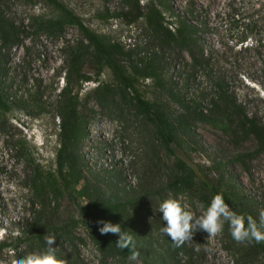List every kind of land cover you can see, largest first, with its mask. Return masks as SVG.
Here are the masks:
<instances>
[{"label": "rangeland", "instance_id": "374dc122", "mask_svg": "<svg viewBox=\"0 0 264 264\" xmlns=\"http://www.w3.org/2000/svg\"><path fill=\"white\" fill-rule=\"evenodd\" d=\"M58 1L84 26L117 43L126 53L118 56L121 62L138 63L154 54L162 81L195 113L187 119L188 129L180 131L171 155L135 111L131 93L115 90L98 98L94 87L113 84V76L102 68L97 82L87 67L92 80L79 92L83 133L75 144V163L84 179L76 184V192L55 191L46 177L54 170L58 148L57 88L63 83L65 49L86 41L74 26L54 31L44 25L56 14L49 0H0V10L15 32L7 42L0 41V239L20 233L14 252L3 255L0 264H15L17 256L45 251L49 236L56 237L57 256L67 264H264L263 256L247 250L245 241L231 238L227 224L220 234L197 231L191 242L176 247L160 232L162 213L153 210L174 197L197 213L203 211L197 207L202 204L198 182L192 190L174 185L175 156L191 166L198 179L238 191L252 213L264 210V150L255 151V136L244 131L250 119L264 126V23L256 27L261 42L247 40L243 46L237 44L239 28L231 24L233 16L255 18L262 9L264 16V0H168L173 10L198 26L204 19L207 23L199 28L195 49L201 47L211 57L210 72L197 69L188 78L180 71L189 61L188 53L161 47L140 20L127 22L120 14L127 11L122 0ZM207 73L214 80L223 79L241 110L227 123L207 118L212 97ZM137 90L171 112L184 111L152 78H139ZM84 183L90 193L98 186L103 200H108L101 209L125 202V213L116 206V223L134 232L135 261L129 260L133 251L123 262L97 249L81 216L83 209H93L84 196Z\"/></svg>", "mask_w": 264, "mask_h": 264}, {"label": "trees", "instance_id": "16d2710c", "mask_svg": "<svg viewBox=\"0 0 264 264\" xmlns=\"http://www.w3.org/2000/svg\"><path fill=\"white\" fill-rule=\"evenodd\" d=\"M56 10V14L51 19L45 22V26L49 30L60 31L65 26H74L81 33L83 39L76 42L74 45H68L65 58L66 67L63 70L62 84L57 88V136L58 148L54 160V170L49 173L46 179L51 180L50 185L55 191H67L69 193L76 192L75 186L84 179L80 169L76 165V142L77 138L83 133L82 123L79 118V92L84 82L92 80L86 69H93L95 74L94 80L97 82V76L101 73L102 68H107L113 76V84L99 83L93 92L100 98L115 90L120 95L131 93L130 100L134 105L135 111L143 116V118L152 126L154 136L160 145L171 155H175V147L179 142L180 131L188 129V118L191 112L195 110L187 105V102L180 98L170 87L165 85L160 75V68L155 64L154 54L144 56L138 63L127 62L123 63L118 56L126 54L125 51L108 37L97 34L93 30L84 26L81 19L73 13L71 9L60 3L58 0H49ZM127 11H122L120 14L126 18L127 22L140 20L161 47L177 48L185 50L189 55V61L182 63L180 71L185 72V75L191 76L197 69L210 72L211 57L203 54L201 47L195 49L198 42V31L207 26L206 20L199 21V26L186 17L185 13H180L173 10L168 0H122ZM234 15V13H233ZM253 15H244L241 17L233 16L231 22L234 29L239 28L240 37L237 39V44L243 46L247 40H253V43H260L262 40L261 31L257 34L256 27L259 23H264L263 9L261 12ZM6 16L0 10V41L7 42L9 37L15 35L14 26L10 23ZM261 21V22H260ZM200 28V29H199ZM264 33V29H263ZM260 34V37L258 35ZM245 47V46H244ZM155 60V61H154ZM155 62V63H154ZM189 70V72H188ZM211 81L212 97L209 98L210 114L208 119L213 122L227 121L234 115H240L241 110L237 106L232 96L227 92L223 85V79H212L210 73H207ZM139 78H152L160 86H162L170 99L178 103L184 110L183 113H174L166 109L160 103L149 101L137 90ZM114 86V87H113ZM227 123V122H226ZM231 123V122H229ZM244 126L243 123H241ZM246 133L252 134L256 138L255 151L264 150V126H259L254 119L247 122ZM175 179L174 185L191 189L196 182L200 184V201L204 206H207L211 199L217 194L222 193L225 201L237 213L245 216L251 215L254 219H259V215L252 213L244 203L243 196L234 189H221L214 184L208 183L205 180L198 179L196 171L186 164L182 159L175 156L174 162ZM197 180V181H196ZM82 189L87 202L93 207L91 213L83 209L81 216L86 223V227L90 231V237L95 243L97 249L104 255H117L123 262L128 258V255L133 249H118L115 246L117 236L114 234L101 235L98 231V220H106L116 223L117 210L126 212L125 202L115 201L113 208H99L103 204L100 188L97 186L92 193L88 192L87 184H83ZM126 201V200H125ZM128 202V201H126ZM99 208V209H98ZM131 215V213L129 214ZM119 219V218H118ZM228 228V227H227ZM134 235V232H132ZM20 233H8L0 239V259L9 251L14 252L17 242L20 241ZM232 238V236H231ZM247 250L259 254L264 258V240L257 241L250 239L245 241ZM244 256L247 257V252L244 251ZM17 258H20L17 256ZM15 258V261L16 259ZM149 264V263H145Z\"/></svg>", "mask_w": 264, "mask_h": 264}, {"label": "clouds", "instance_id": "9594fccd", "mask_svg": "<svg viewBox=\"0 0 264 264\" xmlns=\"http://www.w3.org/2000/svg\"><path fill=\"white\" fill-rule=\"evenodd\" d=\"M197 213L189 204L179 198L169 197L162 200L154 212L162 213L160 220L163 222L160 232L170 239L176 247H181L191 242L197 231H204L209 236H215L223 232L227 224L230 234L237 242L255 239L264 240V210L259 213V219L251 215L245 216L235 212L225 201L222 193H217L211 202ZM98 231L101 235L114 234L118 238L115 246L118 249H133L130 261L137 259L138 253L135 249V238L132 231L123 229L120 223L106 220H98ZM2 232V229H0ZM2 234L0 233V236ZM56 237L49 236L46 239L47 249L40 253H32L26 257L17 258L15 264H67V261L57 256V247H54Z\"/></svg>", "mask_w": 264, "mask_h": 264}]
</instances>
